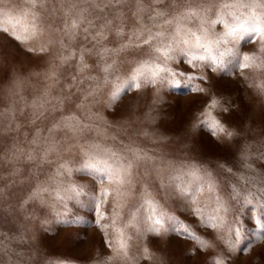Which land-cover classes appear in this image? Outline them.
Segmentation results:
<instances>
[{"label": "rangeland", "instance_id": "obj_1", "mask_svg": "<svg viewBox=\"0 0 264 264\" xmlns=\"http://www.w3.org/2000/svg\"><path fill=\"white\" fill-rule=\"evenodd\" d=\"M254 2L264 0H161L158 4L141 0L146 9L143 23L153 32L160 30L148 19L154 9L167 13L156 20L163 24L189 4L211 5L208 16L216 19L214 13L218 11L237 15L250 11L223 5ZM81 6L91 11V15L85 13L87 19L100 18L94 20L88 34L82 30L87 23L82 24L70 41L63 28L64 21L70 22L72 16L65 17L68 4L63 3L61 10L62 0H38L35 7L31 0H0V189L4 190L0 195V264H217L221 257H225V264H264V240L245 253L229 251L227 245L230 224L242 221L252 226L249 218L255 213V201L246 205L242 195L247 189L255 191L258 179L264 177V68L240 67L233 58L223 70L204 62L193 69L190 56L177 51L167 60V67L173 72L204 76L205 81L196 79L191 83L205 88V92L158 81L128 90L114 103L109 92L130 74L137 61L148 58L149 46L110 52L104 59L97 53L104 47L119 48L140 27L134 15L137 0H125L102 12L90 3ZM255 11L264 9L257 7ZM105 19L112 21L104 29L107 39L96 43L91 36L101 30ZM182 23L186 29L196 30L199 20L193 17ZM120 26L123 36L116 34ZM174 28L175 21L165 25L164 31L171 33ZM211 31L222 33L224 26H211ZM224 46L235 48L241 62L244 54L264 56V43L258 35ZM81 48L88 49L84 59L89 65L82 74L76 67ZM72 52L75 56L62 63L61 57ZM152 58L165 66L160 53H152ZM113 59L117 61L116 70L95 96H87L97 83L94 80L84 79L78 88L67 87L73 75L102 81L101 69ZM69 91L72 95L64 103L54 99ZM213 98L219 101L215 108L209 107ZM206 111L235 135H212L204 122ZM66 116L76 117L80 130L73 133L64 127L61 121ZM57 124L60 127L54 128ZM93 144L128 157L132 153L127 148L140 149L154 160L142 161L134 169L131 183L120 188L124 195H117V185L107 178L101 182V173L82 167L86 153L96 154L90 147ZM49 145H55V150L43 159L42 153ZM29 153L33 159H28ZM168 161L173 164L169 166ZM189 164L207 168L215 181V190L209 192L206 185L195 202L177 188L182 179H188L182 176V166ZM62 165L71 171H65ZM243 177L256 183H246ZM70 185L82 186L81 195L57 199V191L63 195ZM234 187L241 190V197L233 198ZM102 190L108 194L101 202ZM217 197L227 212H216ZM196 208L201 211L195 212ZM65 214L82 217L84 223L63 227L59 221ZM169 217L188 225L208 242L207 246L187 234L171 231ZM156 220L160 225L155 224Z\"/></svg>", "mask_w": 264, "mask_h": 264}, {"label": "snow or ice", "instance_id": "obj_2", "mask_svg": "<svg viewBox=\"0 0 264 264\" xmlns=\"http://www.w3.org/2000/svg\"><path fill=\"white\" fill-rule=\"evenodd\" d=\"M42 3V0H39ZM125 0H62V9L63 3H67V10L64 12L65 17L71 15L72 19L69 22L67 19L64 21L63 31L66 35L69 36L70 41L74 40L78 34V30L81 29V25L85 22L87 27H84L82 30L85 34H88L90 29L94 27V20L99 19L97 15L93 19H87L85 13L91 15V11L88 7H82L83 4H91L93 9H98L103 11L108 7H116ZM161 0H153L154 4L160 3ZM33 7L36 6L38 0H31ZM224 8H249L248 13H240L237 15L235 12H224L218 11L214 13L216 19H210L208 13L210 12L212 6L200 4L194 6L189 4L179 15L175 16L173 19L164 20L163 24H157L156 20L158 17H164L167 15L165 11L153 10V15L149 16L148 19L153 21L154 27L160 29L159 31L153 32L151 27H148L143 23V12L146 10L144 5L141 3V0H137V15L138 22L140 27L133 31L129 36L128 41L121 43L119 48L109 49L107 47L101 48L98 51V55L101 59H104L108 53L118 54L121 51H124L130 47H141L142 45L149 46L148 58L139 60L136 62V66L130 71V74L126 76L123 80H120L119 83H115L112 90L109 92V99L114 103H118L122 98L123 94H126L128 90L133 88L139 89L142 85L156 82H165L172 87H181L184 86L190 91L194 92H205V88L198 85H193L191 81L199 79L205 81L204 76H195L188 75L186 72H173L167 67V60L173 58V53L179 51L184 54L185 57H189V64L191 68L195 69L199 67L200 62H204L208 65H214L216 70H223L227 65L232 63L234 58L237 65L240 67H250L255 66L257 68H264V56H257L256 54H244L242 61L240 59L238 51L233 47H227L226 45L229 42H238L243 37L247 36L251 38L252 36L258 35L261 39V42L264 43V11L256 12L257 7L264 9V2L261 3H252V4H236V5H223ZM119 16H123V13H118ZM195 17L199 20V25L196 30L186 29L183 26V21ZM226 17H231L227 19ZM175 21L174 31L167 33L164 31L165 25H172ZM112 24L111 20L105 19L104 23L101 25V30L95 32L91 36L92 40L96 43H100L102 40L107 39L104 29L109 28ZM223 24L224 31L222 33H215L211 31V26ZM37 28L33 24V35L36 34ZM147 33V36L144 37V34ZM117 36H123L124 31L123 27L120 26L116 29ZM142 37H144L142 39ZM19 39V37H14ZM88 36H85L87 39ZM153 41H158V43L153 44ZM62 46L63 42L61 41ZM31 51V49H30ZM41 51L45 49L41 48ZM88 51L86 48H81L79 62L77 64L78 73H84L85 69L89 65L85 62L84 53ZM261 52L264 53V47L261 48ZM152 53H160L165 58V66L161 67L159 63L152 58ZM75 52L67 56L61 57V62H67L75 56ZM117 61L112 60L111 63L105 62L102 67V72L104 73V78L102 81L98 80L97 77L86 76L82 79H78L76 75L72 76V83L67 87L71 89L72 87H79L83 83L84 79L97 81L95 87L91 88L87 96H95L96 91L107 85L109 83V77L116 70ZM168 73L167 76H161L160 73ZM119 79V78H117ZM187 83H183V81ZM264 92V88L261 89ZM72 93L69 91L67 95H61L56 97L57 103H64L66 99L71 97ZM85 96V100L87 99ZM45 101L44 103H46ZM44 103L40 104V107L44 106ZM219 104V101L215 98L212 99L209 107L215 108ZM83 106V104L78 105V107ZM227 109H225L226 111ZM42 114V113H41ZM206 122L212 132V135L225 134L227 137H232L235 133L227 129L219 120L211 116L207 111L205 112ZM75 120V124L72 121ZM61 123L64 127L68 128L70 131L75 133L80 130L81 125L80 121L74 116H66L62 118ZM60 127V124L54 125V128ZM83 127H88V125H83ZM53 129H49V132H52ZM99 131V130H98ZM147 135V133H145ZM163 139V137H161ZM36 141L34 140L33 143ZM91 148L96 150V154L86 153L87 159L82 165L84 169L89 171H94L101 173V182L103 179L107 178L109 183L117 185L116 193L117 195H124L120 191V188L126 184L131 183V177L134 174V169H136L142 161H151L154 160V157L148 156L146 152L141 151L140 149L127 148L126 150L131 152V157L122 155L118 151H114L109 147L101 146L99 144L90 145ZM55 150V145H49L44 153H42V158L46 159L48 152ZM103 153V155H99ZM33 154L29 153L28 159H33ZM247 158L246 156L244 157ZM169 166L173 162H167ZM62 167H65L62 165ZM184 171L182 176H187V180H183L180 185H177L178 190L189 195L192 202H195V197L199 191H203L207 185V190L213 192L215 190V181L212 178V173L205 167H202L199 164H189L182 166ZM65 171H71L65 167ZM147 174V172L145 173ZM59 175V172L57 173ZM246 183H256L254 180H249L247 177H243ZM4 190L0 189V195H3ZM83 192V188L80 185H70L68 188L64 189V194L62 195L60 191H57V199L67 200L74 197H78ZM235 199L236 197H241V190L238 187L233 188ZM106 190L101 191L100 201H103V198L107 195ZM242 199L246 205H253L255 213L250 216V221L252 226L246 225L242 221H234L229 225L228 231L231 233L229 236L227 245L229 251H239L245 253L251 250L256 243H259L260 240H264V177L258 179V186H256L255 191L247 189L242 195ZM217 208L216 212L219 213L221 209L225 212L228 209L224 206L222 200L217 197L216 199ZM195 212H200V208L194 209ZM171 221L170 230L176 232L178 235L187 234L189 237L197 240L201 245L207 246V241L202 240L199 236H196L188 225L177 220L174 217H169ZM210 219H216V217H210ZM63 227H73L79 226L84 223L82 217L76 215L65 214L59 221ZM156 225H160V220H156ZM212 227H218L219 225L210 224ZM157 234H159V228H155ZM168 229L165 230L167 233ZM125 246L121 245V249H124ZM126 256V252H125ZM217 264H225V257H221Z\"/></svg>", "mask_w": 264, "mask_h": 264}]
</instances>
